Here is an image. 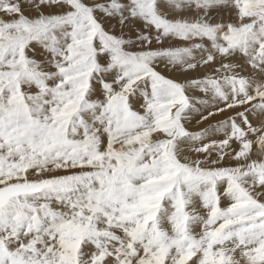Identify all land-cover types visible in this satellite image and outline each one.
Returning <instances> with one entry per match:
<instances>
[{"label":"snow or ice","instance_id":"obj_1","mask_svg":"<svg viewBox=\"0 0 264 264\" xmlns=\"http://www.w3.org/2000/svg\"><path fill=\"white\" fill-rule=\"evenodd\" d=\"M0 264H264V0H0Z\"/></svg>","mask_w":264,"mask_h":264}]
</instances>
